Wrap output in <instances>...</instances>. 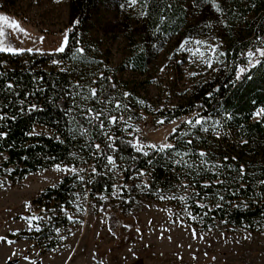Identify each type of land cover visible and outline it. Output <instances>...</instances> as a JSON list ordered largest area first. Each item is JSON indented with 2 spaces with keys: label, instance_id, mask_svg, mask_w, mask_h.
<instances>
[{
  "label": "trees",
  "instance_id": "16d2710c",
  "mask_svg": "<svg viewBox=\"0 0 264 264\" xmlns=\"http://www.w3.org/2000/svg\"><path fill=\"white\" fill-rule=\"evenodd\" d=\"M21 2L0 0V11L21 16ZM63 2L65 20L71 27L63 53L49 56L0 52V114L7 113L9 117L0 121V131L7 133L0 139V182L18 181L54 164L85 167L87 171L83 181L77 179L80 174L66 176L31 201L30 213L37 212L40 219L49 218L37 222L40 230L36 238H31L38 243L44 241L41 243L45 251L56 247L55 229L71 224L68 214L76 211V206L82 210L86 196L97 207L103 204L102 196L111 198L105 216L113 229L127 219L139 203V193L156 198L177 197L165 201L185 212L187 205V211L197 217L192 225L200 231L224 227L263 232L264 184L259 182L264 180V117L253 120L252 113L264 106V64L250 68L240 80L235 78V69L238 64H247L242 53L249 47L264 46L253 43L256 36H264V0H216L221 8L219 12L212 7L211 0H150L148 15L143 17L139 15L143 0L132 7L127 6L126 0ZM109 3L114 7L117 26L128 51L121 61L122 68L142 77L149 76L161 61L172 72L184 68L189 74V85L182 102L165 113V122L198 112L208 118L204 124L208 131L199 130L200 126L190 129L182 123L179 130L167 138L168 143L174 145L173 149H148L145 150L147 156L129 145L131 139L122 130L124 120L128 116L139 119V111L148 115L152 112L132 102L135 101L133 90L117 77L116 69L108 61L98 28L101 22L96 16L99 7ZM121 4L125 7L121 8ZM161 14L166 18L163 23L159 20ZM185 38L207 41V46L190 42L187 48L203 49L205 57L213 58L212 68L202 63L198 55L179 50ZM211 45L217 46L216 54L205 50ZM76 47H83L85 52L73 59ZM219 52L224 55L220 56ZM53 58L62 63L51 64ZM62 68L66 70L61 71ZM8 82L14 86L11 91L5 88ZM77 82L81 87H73ZM91 87L100 92L95 98L82 99L81 96H90ZM127 91L131 101L124 98L123 93ZM208 92H212L211 97ZM20 100L25 103L21 105ZM117 101L121 107H116ZM30 103L37 104L38 109L28 110ZM89 107L104 113L99 118L105 122L103 129L98 120L89 124L81 116ZM69 108L73 111L66 115ZM13 115L15 120L11 119ZM108 115L118 117L115 124L108 123ZM217 120L220 121L219 136L212 130ZM33 129L41 130L37 132L39 135H28ZM182 132L188 135L182 137ZM108 135L116 138L113 141L115 152L105 148L109 143ZM189 139L191 145L186 143ZM95 144L101 145L100 155L96 154ZM201 150L207 153L204 158L209 161L207 165L201 163ZM178 152L188 153L183 157L186 164L174 162L180 159ZM109 154L114 156L121 176V185L115 189L114 172L109 171L112 166L106 159ZM188 164L192 167H187ZM241 166L245 169L243 178L239 174ZM92 167L97 169L96 173L92 172ZM141 170L147 176L144 183L141 176L136 175ZM217 179L223 183H215ZM205 181L211 182L207 188L202 186ZM118 189L119 194L114 195ZM186 194L189 198L185 201L178 198ZM219 196L224 199L219 200ZM198 200L207 207H198ZM217 203L222 207L216 208Z\"/></svg>",
  "mask_w": 264,
  "mask_h": 264
},
{
  "label": "rangeland",
  "instance_id": "374dc122",
  "mask_svg": "<svg viewBox=\"0 0 264 264\" xmlns=\"http://www.w3.org/2000/svg\"><path fill=\"white\" fill-rule=\"evenodd\" d=\"M19 6L21 16L0 11L9 19L17 20L26 30L21 33L3 25L5 34L0 39L10 41L13 46L40 47L48 52L61 43L66 30L71 31L65 20L63 0H22ZM98 14L96 18L101 22L98 28L108 61L116 69L117 77L133 90L135 101L132 102L152 112L148 115L139 111V119L128 116L122 130L131 140L143 144L159 146L168 143L173 123H166L164 116L182 102L189 85V74L184 68L170 71L164 61L156 64L149 76L144 77L123 69L121 61L128 51L117 26L113 5L99 7ZM41 36L45 38L43 42L38 39ZM207 49V53L210 52ZM124 98L128 100L129 96ZM141 100L143 104L139 103ZM130 106L129 103L131 109ZM185 117L190 116L174 121L180 125ZM259 118L254 116L253 120ZM161 119L164 123H157ZM70 167L84 171L58 172L52 167L18 181L0 182V237H5L0 240V264L6 260L7 264H264V231L252 233L224 227L216 231H200L192 225L193 220L184 209L162 197L143 193H139V203L128 218L113 229L105 216L111 198L103 199V204L97 207L86 196L82 210L76 206V211L68 214L72 217L71 224L60 228L59 233L55 231L56 247L45 251L41 243L44 241L38 243L31 236L37 237L40 230L37 222L49 218L33 220L30 226L22 217L37 216V212L30 213L31 201L42 191L56 186L66 176L87 173L85 167ZM112 170L118 187L121 185L119 169L116 166ZM146 180V175L141 176L142 183ZM115 194H119V189ZM25 202L29 207H25ZM61 236L64 239L61 240Z\"/></svg>",
  "mask_w": 264,
  "mask_h": 264
},
{
  "label": "snow or ice",
  "instance_id": "6c2138e0",
  "mask_svg": "<svg viewBox=\"0 0 264 264\" xmlns=\"http://www.w3.org/2000/svg\"><path fill=\"white\" fill-rule=\"evenodd\" d=\"M140 2H141V0H126V4H127L128 7H132V6H134V5H136L137 3H140ZM161 2H163V0H161ZM211 4H212V7L214 9H216V11H218V12L221 11V8H220L219 4L216 2V0H211ZM149 6H150V0H143L142 10L139 13V15L142 16V17L143 16H147L148 15L147 9L149 8ZM120 7L124 8L125 4H121ZM167 7L170 8L171 4H168ZM161 12H163V9H161ZM165 19L166 18H165V16L163 14H161L159 16V20H160L161 23H163L165 21ZM77 23H79V21H77ZM3 25H7L9 28H11L13 30H16V31H19L21 33H25L26 32V30L23 27L20 26V23L17 20L9 19V17L7 15H5L3 13H0V37H3L4 34H5ZM68 31H70V29L66 30L61 43L57 47L49 50L48 52H45V50L40 48V47H28V48H25V47H20V46H13V44L10 41H5L4 39H0V52L10 53L12 55H18L20 53H23V52L27 51L28 53L36 52V53H39L41 55L47 54L49 56H52L55 53H63L65 51V47H66V45L68 43ZM38 39H39L40 42H43V40L45 38L43 36H41ZM190 42L194 43L197 46H199V45L207 46V41H204V40H191L190 38H185L184 41L180 42L179 50L188 51V52H190L193 55H198L202 59V63L206 64L208 68H212L213 67V58L212 57H205V51L203 49H201L200 47L191 48V49L187 48V44L190 43ZM253 43L256 44V45H264V36H259V35L256 36L254 41H253ZM207 50L210 51L213 54H216L217 51H218L216 45L208 46ZM84 52H85V50H84L83 47H76L74 52L72 53V58L75 59L78 55L79 56H83ZM219 55L223 56L224 53L223 52H219ZM242 55L246 57L247 64L246 65H241V64L236 65V69H235V78H236V80H240L250 68H255L258 65L264 64V46H256L254 48L249 47V49L246 52H243ZM0 63H2V62H0ZM60 63H62V61L59 60V59H56V58L51 59V64H53V65H58ZM65 70L66 69H63V68L61 69V71H65ZM190 75H196V73H190ZM100 76H101V78H103V73H100ZM249 78H251V77H249ZM93 83H95V81H93ZM13 87L14 86H13V84L11 82H8L5 85V88L8 91H11L13 89ZM73 87L79 88V87H81V85L79 84V82H77ZM111 87L114 88L115 85H111ZM101 88H103V85H101ZM38 90L39 91H43V89H38ZM88 91L90 93V96H88V95L81 96L82 99L87 100V99H90V98H95L97 96L98 92H100V89H97L95 87H91V88L88 89ZM65 94L69 95V93H65ZM26 95H32V94L26 93ZM78 95H79V93H78ZM123 95L125 97H128L131 94L128 93V92H124ZM207 95L209 97H211L212 96V92H208ZM19 103L21 105H23L25 103V101L24 100H20ZM139 103L143 104L144 101L141 100V101H139ZM38 107L39 106L37 104H35V103L28 104V110H30V111L31 110H37ZM116 107H121L120 101L116 102ZM124 107H126V105ZM72 111H73V109L69 108L65 114L68 115ZM102 115H104L103 112L97 111V110H95V109H93L91 107H89L86 110L81 112V116L85 117V119L88 120L89 124H92L93 121L98 120L101 129H103L105 127V122L103 120H99V118ZM252 115L255 116V117H258V118L259 117H264V106L257 108L256 111H254L252 113ZM193 117L195 119H193ZM8 118L9 117H8L7 113L0 114V121L8 119ZM11 119L15 120L16 116L15 115L11 116ZM117 119H118V117H116L114 115H108L107 116V121L110 124H115ZM129 119H131V117H129ZM207 119H208L207 117L200 116L198 112H193L191 117H185L181 123L187 124L190 129H193V128H196L197 126H200L199 130L208 131L209 129L204 127V124L207 121ZM157 123L163 124L164 120H162V119L158 120ZM171 123H173V127L171 129L170 134L177 132L179 130V128H180V125L176 124L175 121H171ZM219 124H220V121L217 120V121H214V123L212 125V130L216 131L217 136L220 135L219 131L217 130V125H219ZM125 126L126 127H131L130 125H125ZM86 131L87 130H85V133H86ZM28 135H39V133H37L35 131V129H33V131L29 132ZM187 135H188V132H182L181 133L182 137L183 136H187ZM6 136H7V133L5 131H0V139H3ZM57 139H59V137H57ZM107 139H108L109 143H107L105 145V148L110 150L111 152H115L116 146L113 143V141L116 138L111 136V135H108ZM241 142L242 143H246V141H241ZM128 143L133 148V150H135L137 152H141L144 156L148 155V152L145 151L146 148H148V149H156L158 147L159 151H163L165 149H173L174 148V145L172 143H162L159 146H157L156 144H143L139 140H136V139L130 140V141H128ZM186 143L188 145H191L192 144V140L189 139V140H187ZM93 147L96 149V154L97 155H100L102 153V148H101L100 144H95V145H93ZM187 155H188L187 152H185L183 154L178 152L177 156H179L180 159L176 160L174 162L177 163V164H181V163L186 164L187 162L184 161L183 157L187 156ZM206 156H207L206 152H204L202 150L199 152V157L201 158V163L203 165H207L209 163L208 160L204 159ZM106 159L108 161V164L112 166V168L109 169V171H111L113 168L116 167L114 156L109 154V155L106 156ZM224 159L227 160L228 157H225ZM233 159H235V157H233ZM149 163H151V161H149ZM187 167H192V165L188 164ZM213 167H219V165H214ZM229 167H231V165H229ZM53 168L56 171H58V172H77V171H81L82 172V171H84V169H82V168L77 170L76 168L70 167L68 165H62V164H54ZM6 171L10 172L11 169H6ZM96 171H97V169L95 167H92V172L96 173ZM244 173H245V169H244L243 166H241L240 169H239V174H240L241 178H243ZM144 174L145 173L142 170L140 172L136 173V175H140V176H143ZM77 179H79L80 181H83L84 177L83 176H78ZM89 182H91V181H89ZM210 183L211 182H209V181H205L202 186L204 188H207ZM215 183L220 184V183H223V181H221L220 179H217L215 181ZM259 183L260 184H264V180L260 181ZM183 187L187 188V187H190V185H184ZM113 188L115 189V188H117V186L113 185ZM193 194L197 195V196L199 195L198 193H193ZM101 198L102 199H106L107 197H103L102 196ZM162 198H164V199H174V198H177V197L173 196V197H162ZM178 198L181 201H185L189 197L186 194V195H182V196H180ZM223 199H224L223 196H219V200L222 201ZM197 206L200 207V208L207 207L206 204L201 203L199 200L197 201ZM25 207L26 208L29 207L27 202H25ZM215 207L219 208V207H222V205L217 203L215 205ZM245 207H247V205H245ZM185 208H186V214L192 220H196L197 217L192 215L191 211H187V205L185 206ZM211 210L212 209L209 208V211H211ZM205 215H207V213H205ZM22 218L27 219L30 226H31L33 220L40 219V217L35 216V215H33L31 217H22ZM68 218L72 219L71 216H69ZM37 230H38V226H37ZM55 231L57 233H59L60 229L56 228ZM3 239H5V237H0V240H3ZM60 239L62 240V239H64V237L61 236ZM9 243H11V241H9ZM25 259H28V258L25 257Z\"/></svg>",
  "mask_w": 264,
  "mask_h": 264
},
{
  "label": "crops",
  "instance_id": "0c3cea01",
  "mask_svg": "<svg viewBox=\"0 0 264 264\" xmlns=\"http://www.w3.org/2000/svg\"><path fill=\"white\" fill-rule=\"evenodd\" d=\"M1 264H7V260L5 262H1Z\"/></svg>",
  "mask_w": 264,
  "mask_h": 264
}]
</instances>
